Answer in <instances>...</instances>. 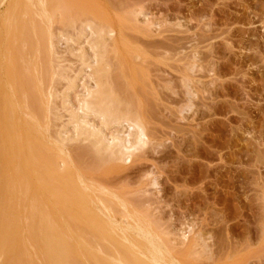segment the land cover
<instances>
[{"label":"bare ground","instance_id":"1","mask_svg":"<svg viewBox=\"0 0 264 264\" xmlns=\"http://www.w3.org/2000/svg\"><path fill=\"white\" fill-rule=\"evenodd\" d=\"M106 1L0 0V264L195 261L197 240L156 234L116 188L151 139L112 76L134 68L122 27L138 13L114 19Z\"/></svg>","mask_w":264,"mask_h":264},{"label":"rangeland","instance_id":"2","mask_svg":"<svg viewBox=\"0 0 264 264\" xmlns=\"http://www.w3.org/2000/svg\"><path fill=\"white\" fill-rule=\"evenodd\" d=\"M121 1L105 11L140 21L122 27L134 68L112 76L151 142L116 188L156 234L197 240L195 264H264V0Z\"/></svg>","mask_w":264,"mask_h":264}]
</instances>
